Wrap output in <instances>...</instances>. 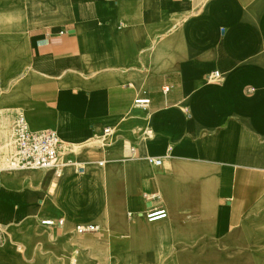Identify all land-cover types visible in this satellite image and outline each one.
<instances>
[{
    "label": "crops",
    "instance_id": "0c3cea01",
    "mask_svg": "<svg viewBox=\"0 0 264 264\" xmlns=\"http://www.w3.org/2000/svg\"><path fill=\"white\" fill-rule=\"evenodd\" d=\"M214 71L219 81L208 80ZM18 111L33 131L58 133L68 175L108 184L105 264H264V0H66L59 17L0 10V223L12 226L0 228V261L67 264L42 239L55 245L77 220L97 219L82 213L76 179L69 214L55 170L8 169ZM151 209L167 218L150 221ZM85 225L99 229L76 236L100 235Z\"/></svg>",
    "mask_w": 264,
    "mask_h": 264
},
{
    "label": "bare ground",
    "instance_id": "6f19581e",
    "mask_svg": "<svg viewBox=\"0 0 264 264\" xmlns=\"http://www.w3.org/2000/svg\"><path fill=\"white\" fill-rule=\"evenodd\" d=\"M37 0H0V10L11 9L20 12H47L52 15L59 17L63 14V9L66 5V0H41V3H36ZM26 28H21V32L25 33ZM25 114V113H24ZM27 122L31 130L34 128L30 125L29 119L25 114ZM101 165H105V163L101 162ZM70 167H74L73 165H66L62 171L61 177L58 179L56 183L53 184V191L56 192L59 189L60 192V204L61 206L67 210V213L72 214L77 211V208L73 204L72 200L69 199L68 202H65L64 197L67 192V181L71 179H76L79 183V191L83 195V210L82 213L85 217H90L95 223L99 224L100 227V235L95 236L92 234H86L81 237L76 236L75 230L77 231L78 226H84L87 223L86 219L77 220V225L72 229L70 235L59 237L56 240L55 245H49L48 239L43 238L44 242V250L51 249L55 255L58 257H63L67 264H105L107 262H113L114 260V251L113 247H110L109 242V232L107 223L102 222L99 217L101 214L108 215V184L103 186L105 190L100 188L103 184L100 183L99 187H95L94 178L90 175H80L82 171L76 170L73 168L74 172L71 175H68L67 171H69ZM84 169V168H82ZM87 166V170H88ZM75 180V181H76ZM61 181V185H58V182ZM104 181V180H103ZM101 180V182H103ZM65 219L67 221L70 220L68 214L65 213ZM0 228L4 230H11L12 226H4L0 223ZM43 227H41L42 229ZM36 238H32L29 243H25V245L29 248L26 252L27 258L33 257V250L36 243ZM71 241V245L68 243ZM0 264H5L0 261ZM32 264H46L43 262V259L40 254H37L35 257V261Z\"/></svg>",
    "mask_w": 264,
    "mask_h": 264
},
{
    "label": "built area",
    "instance_id": "2783aa9c",
    "mask_svg": "<svg viewBox=\"0 0 264 264\" xmlns=\"http://www.w3.org/2000/svg\"><path fill=\"white\" fill-rule=\"evenodd\" d=\"M221 73L214 71L208 76L209 81H219ZM135 103L138 106H148L149 98H138ZM105 134L110 133V129L104 130ZM13 139L15 152L8 161L10 170H55L57 177H60L66 165L72 164V160H62L63 143L54 130L33 131L30 129L25 114L18 111L14 115ZM132 153L135 148L131 149ZM157 165L162 164V159H154ZM147 218L150 221H158L167 218V212L164 209H151L147 212ZM42 225L48 227H62L64 220L47 219L42 221ZM97 225L78 226L77 232L80 234L94 233L98 231Z\"/></svg>",
    "mask_w": 264,
    "mask_h": 264
},
{
    "label": "rangeland",
    "instance_id": "374dc122",
    "mask_svg": "<svg viewBox=\"0 0 264 264\" xmlns=\"http://www.w3.org/2000/svg\"><path fill=\"white\" fill-rule=\"evenodd\" d=\"M67 153H68V151H67V152H66V151L63 152V154H62V155H63V156H62V160H63V161H66V159H67V157H66ZM11 156H12V154L8 157V160L11 158ZM81 166H82V165H81Z\"/></svg>",
    "mask_w": 264,
    "mask_h": 264
}]
</instances>
